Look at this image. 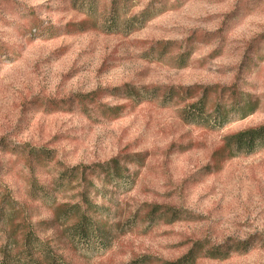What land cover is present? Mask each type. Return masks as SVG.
I'll return each mask as SVG.
<instances>
[{
    "label": "rangeland",
    "instance_id": "1",
    "mask_svg": "<svg viewBox=\"0 0 264 264\" xmlns=\"http://www.w3.org/2000/svg\"><path fill=\"white\" fill-rule=\"evenodd\" d=\"M74 1L0 0V144L16 151L0 150V256L22 218L51 216L27 196L31 173L19 154L37 147L51 150L66 166L146 154L143 166L129 163L132 171L139 170L133 187H112L111 206L121 227L112 250L93 263L122 264L142 255L172 260L195 239L219 243L229 236H254L248 253L200 264H264V148L232 158L219 151L226 135L264 124V0H187L131 34L92 30L48 38V25L85 17ZM150 1L141 0L133 12ZM110 3L102 0L101 10ZM210 32L215 34L198 42L186 68H171L146 55L156 41ZM234 82L259 96L261 107L220 130L186 123L179 114L184 104H164L163 94L141 103L106 94L104 102L125 106L123 116L112 120L45 110L48 99L126 84L165 92L170 86ZM13 198L18 203L11 207L7 199ZM97 200L107 203L100 196ZM151 204L190 211L198 219L151 221ZM69 254L83 261L75 251Z\"/></svg>",
    "mask_w": 264,
    "mask_h": 264
},
{
    "label": "trees",
    "instance_id": "2",
    "mask_svg": "<svg viewBox=\"0 0 264 264\" xmlns=\"http://www.w3.org/2000/svg\"><path fill=\"white\" fill-rule=\"evenodd\" d=\"M141 0H111L109 9L101 10L102 0H75V7L85 15L78 22L64 26L48 25V38L60 35L100 30L107 34L125 35L144 28L149 21L168 10L177 9L187 0H151L140 12H133ZM224 29H220L221 33ZM215 34H193L178 41H156L146 55L151 61L168 67L183 69L191 65L199 49L198 42H207ZM222 39L225 36L220 35ZM120 95L141 103L150 95L163 94V103L184 104L179 114L188 124L220 130L229 123L254 114L261 106L260 98L232 85L170 86L165 92L146 90L145 87L126 84L90 92H74L67 98L48 99L47 112H79L92 119H117L125 113L124 105L112 106L104 102L106 95ZM16 147V146H15ZM17 148V147H16ZM264 148V124L249 127L224 137L219 149L227 158L249 156ZM0 150L15 153L14 147L0 144ZM19 154L30 168V187L27 196L31 202L46 207L51 216L40 220L22 218L19 229H13L1 248L0 264H95L91 260L112 250L118 237L116 212L113 211L112 187L130 184L133 187L139 170L132 171L129 163L145 164V153H127L91 165L66 166L56 160L51 150L27 147ZM24 155V156H23ZM46 174L50 179H42ZM105 200L99 203L97 197ZM14 207L17 200L7 199ZM148 217L168 222L198 219L190 211L168 205L151 204ZM10 217V221L13 218ZM136 219V217L134 216ZM53 230L51 235L47 231ZM254 238V236H253ZM253 238L238 239L232 236L216 243L207 238L192 241L188 251L172 260L153 255H142L122 264H200L203 260L225 261L235 254H246L254 248ZM75 251L82 262H75L69 252Z\"/></svg>",
    "mask_w": 264,
    "mask_h": 264
}]
</instances>
